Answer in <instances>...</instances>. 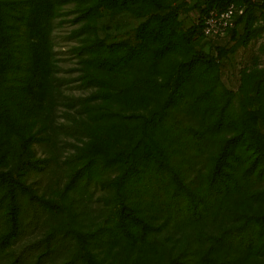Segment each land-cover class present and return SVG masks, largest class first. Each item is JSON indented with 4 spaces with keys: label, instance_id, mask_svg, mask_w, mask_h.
Returning a JSON list of instances; mask_svg holds the SVG:
<instances>
[{
    "label": "rangeland",
    "instance_id": "1",
    "mask_svg": "<svg viewBox=\"0 0 264 264\" xmlns=\"http://www.w3.org/2000/svg\"><path fill=\"white\" fill-rule=\"evenodd\" d=\"M209 1L90 0L52 7L54 70L65 78L57 95V121L65 122L66 108L61 104L66 96H106L94 102L98 113L109 115L101 129L109 133L163 113L166 118L156 131L161 150L171 156L181 182L206 199L202 216L194 218L187 214L185 203L179 208L175 205L177 190L172 179L152 188L141 181L134 191H122L130 206L148 221L150 237L156 241L150 249L121 240L108 242V238L92 242L90 252L104 264H170L173 258L177 264H264V233L254 234L251 240L238 233L247 215L264 214V0L255 1L233 35L216 42L206 40L198 30L200 14ZM9 2L14 10L4 12ZM45 5L46 0H0V39L11 36L5 16L12 14L20 20L12 25L13 35L24 34L37 8ZM90 5L98 11L83 20L80 15ZM97 38L111 44L115 61L131 48H137L138 54L123 65L98 69L104 89L82 88L86 74L94 73L96 67L85 64L88 55L81 49ZM27 39L28 53L17 56L15 62L7 59L0 71V93L2 82L20 80L23 70L31 73L37 44ZM10 46L9 53L14 50ZM32 100V96L23 100L25 136L30 133L31 140L38 139L32 145L37 157L56 155L59 172L51 178L26 180L51 202L53 211L25 239L0 251V264L11 263L24 246L35 243L38 250L25 263L33 264L42 252L44 234L56 235L53 248L57 249L42 257L40 264H87L66 260V250L112 225L116 169L90 176L80 193L66 192L70 168L63 161L76 141L63 134L54 136L55 146L39 139L44 113L34 116ZM137 132L120 140L135 143ZM229 138L237 139L238 188L230 196H210L204 190L209 157Z\"/></svg>",
    "mask_w": 264,
    "mask_h": 264
},
{
    "label": "trees",
    "instance_id": "2",
    "mask_svg": "<svg viewBox=\"0 0 264 264\" xmlns=\"http://www.w3.org/2000/svg\"><path fill=\"white\" fill-rule=\"evenodd\" d=\"M255 1L210 0L209 5L202 9L199 17L200 34L203 36L201 30L203 14L210 8H224L233 2L244 6L243 13L236 18L235 26L228 31L225 37L233 35L254 6ZM10 2L9 7H4V12L14 10ZM71 2L88 4L90 0H46V5L39 6L35 11V17L27 26L28 31L24 34L13 35L12 25L20 20L12 14H9L10 17L5 16L11 24V36L0 39V71L3 70L7 59L15 62L14 60L19 59L17 56L28 53L27 36L33 38L37 45L36 60L30 63L31 73L23 70L20 80L2 82L4 89L0 93V251L25 239L30 234L31 228L36 227L53 211L51 202L43 195L37 194L32 184L26 180L32 176L51 178L59 172L56 155L52 153L49 157H37L32 145L38 139L31 140L30 133L28 137L25 136L22 116L23 100L27 96H32L33 109L31 110L34 116H41V113H44V125L41 131L43 134L39 139L51 143L52 146L56 145L54 136L57 134L67 135L66 137L76 141L70 144L72 152L63 161L70 168L69 177L64 186L66 192L80 193L87 187L90 176L102 174L105 169H116L117 175L114 181L117 193L112 204V225L107 231L88 235L77 244L75 243L72 250L69 248L66 250V260L70 262L82 260L87 264H104L90 252L89 247L92 242L108 238V242L121 240L140 249L144 247L150 249L156 241L150 237L152 228L148 221L130 206L127 201L128 197L122 194V191H134L140 186L141 181L146 183L145 187L152 188L172 179L177 190L173 195L175 205L179 208L182 203H185L187 214L194 218L202 216L206 199L181 182L171 156L161 150L162 145H160L156 131L166 118L163 113L152 114L134 127H128L125 124L121 128L115 127L109 133L101 130L104 128L102 123L107 121L109 115L105 112L98 113L95 107V102L98 99H107L104 98L106 96H66L61 104L66 108L63 114L65 122L57 121L55 112L57 95L61 94L65 78L57 76V71L54 70L55 64L50 44L54 19L52 7ZM97 11L93 5H90L83 9L80 17L88 20ZM10 44L14 46H12L14 50L9 53L7 51L8 47H11ZM81 50L88 55L85 64L96 67L94 73L86 74L82 88L101 87L104 89L100 82L101 76L98 75V69L106 70L111 65H123L138 54L137 48H131L129 54L115 61L110 54L111 44H105L103 39L98 38L90 41ZM202 57L210 60L207 54H202ZM95 60H98L97 64ZM6 73L5 70L4 75ZM30 75L31 79H29ZM28 86H31L29 91ZM41 90L43 94H40ZM91 101L95 102L91 104ZM44 102L46 105L43 104ZM136 131L139 137L136 138L135 143H122L120 138L124 135L130 136ZM33 134L35 137V133ZM236 143V138L227 139L219 150L209 157L210 165L204 190L210 196H230L238 188V179L235 174L237 155L234 147ZM109 232L113 234L109 235ZM238 233L244 240H251L254 234H263L264 214L247 215L239 225ZM55 238V234H44L40 239L42 252L36 256L33 264H40L42 257L57 249L53 248ZM34 244L24 246L9 264H25L26 258L34 255L38 250ZM261 248H264V244ZM177 263L175 258L170 262V264Z\"/></svg>",
    "mask_w": 264,
    "mask_h": 264
},
{
    "label": "built area",
    "instance_id": "3",
    "mask_svg": "<svg viewBox=\"0 0 264 264\" xmlns=\"http://www.w3.org/2000/svg\"><path fill=\"white\" fill-rule=\"evenodd\" d=\"M244 11L243 5L233 2L224 8H210L201 18L203 37L211 42L220 40L235 26L236 18Z\"/></svg>",
    "mask_w": 264,
    "mask_h": 264
}]
</instances>
